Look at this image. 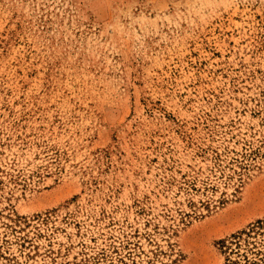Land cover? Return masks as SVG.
Returning <instances> with one entry per match:
<instances>
[{"label": "rangeland", "instance_id": "1", "mask_svg": "<svg viewBox=\"0 0 264 264\" xmlns=\"http://www.w3.org/2000/svg\"><path fill=\"white\" fill-rule=\"evenodd\" d=\"M261 219L264 0H0V264H224Z\"/></svg>", "mask_w": 264, "mask_h": 264}, {"label": "trees", "instance_id": "2", "mask_svg": "<svg viewBox=\"0 0 264 264\" xmlns=\"http://www.w3.org/2000/svg\"><path fill=\"white\" fill-rule=\"evenodd\" d=\"M220 245L224 264H264V219L221 240ZM93 260L99 263L98 257H93Z\"/></svg>", "mask_w": 264, "mask_h": 264}]
</instances>
